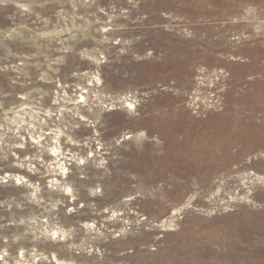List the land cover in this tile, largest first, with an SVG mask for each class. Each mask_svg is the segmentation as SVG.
<instances>
[{
  "label": "rangeland",
  "instance_id": "1",
  "mask_svg": "<svg viewBox=\"0 0 264 264\" xmlns=\"http://www.w3.org/2000/svg\"><path fill=\"white\" fill-rule=\"evenodd\" d=\"M0 264H264V0H0Z\"/></svg>",
  "mask_w": 264,
  "mask_h": 264
},
{
  "label": "bare ground",
  "instance_id": "2",
  "mask_svg": "<svg viewBox=\"0 0 264 264\" xmlns=\"http://www.w3.org/2000/svg\"><path fill=\"white\" fill-rule=\"evenodd\" d=\"M25 7H26V6H25ZM82 97H83V96H82ZM59 132H60V131H59ZM59 132H58V133H59ZM56 133H57V132H56ZM57 136H58V135H57ZM56 141H57V140H56ZM58 150H60L59 147L55 146L54 149H53V153L56 154V152H58ZM60 154H61V153H60ZM58 155H59V154H58ZM55 156H56V155H55ZM56 157H57V156H56ZM63 167H64V166H63ZM6 176H7V175H6ZM14 177H16L17 180H18V179H19V180L21 179L19 175H14ZM259 178H261V177L259 176ZM262 178H263V177H262ZM20 181H21V180H20ZM56 181H57V180H56ZM16 182H17V181H16ZM87 227H88V226H87ZM53 232H54V231H53ZM53 232H52V233H53ZM55 235H56V234H55Z\"/></svg>",
  "mask_w": 264,
  "mask_h": 264
},
{
  "label": "snow or ice",
  "instance_id": "3",
  "mask_svg": "<svg viewBox=\"0 0 264 264\" xmlns=\"http://www.w3.org/2000/svg\"><path fill=\"white\" fill-rule=\"evenodd\" d=\"M129 107H131V105H129Z\"/></svg>",
  "mask_w": 264,
  "mask_h": 264
}]
</instances>
